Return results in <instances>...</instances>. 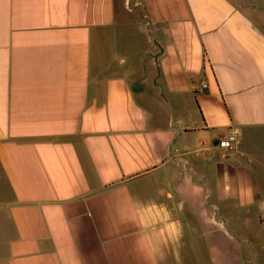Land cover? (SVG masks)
Here are the masks:
<instances>
[{
  "label": "crops",
  "instance_id": "obj_1",
  "mask_svg": "<svg viewBox=\"0 0 264 264\" xmlns=\"http://www.w3.org/2000/svg\"><path fill=\"white\" fill-rule=\"evenodd\" d=\"M262 256L264 0H0V264Z\"/></svg>",
  "mask_w": 264,
  "mask_h": 264
},
{
  "label": "built area",
  "instance_id": "obj_2",
  "mask_svg": "<svg viewBox=\"0 0 264 264\" xmlns=\"http://www.w3.org/2000/svg\"><path fill=\"white\" fill-rule=\"evenodd\" d=\"M236 142H237V138L235 133H229L223 138L218 140L217 146L222 150H232L235 148Z\"/></svg>",
  "mask_w": 264,
  "mask_h": 264
},
{
  "label": "rangeland",
  "instance_id": "obj_3",
  "mask_svg": "<svg viewBox=\"0 0 264 264\" xmlns=\"http://www.w3.org/2000/svg\"><path fill=\"white\" fill-rule=\"evenodd\" d=\"M262 260H263V263H264V256H262Z\"/></svg>",
  "mask_w": 264,
  "mask_h": 264
}]
</instances>
